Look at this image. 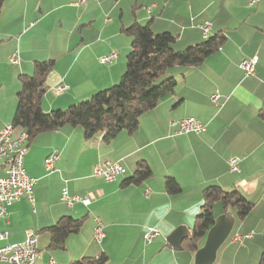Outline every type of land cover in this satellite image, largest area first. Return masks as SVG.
<instances>
[{"label": "crops", "instance_id": "crops-1", "mask_svg": "<svg viewBox=\"0 0 264 264\" xmlns=\"http://www.w3.org/2000/svg\"><path fill=\"white\" fill-rule=\"evenodd\" d=\"M3 0L0 9V130L10 123L20 88L19 74H31L34 61L53 59L47 89L41 98L44 111L85 100L119 81L125 71L131 38L122 28L148 23L153 33L175 35L173 49L181 50L205 38L224 34L220 47L200 65L175 66L167 75L176 79L164 95L139 118L137 128L119 132L110 141L99 134L85 141L82 129L64 125L41 132L27 141L23 159L35 178L32 197L7 207L8 221L0 215V246L22 242L27 230L38 232L39 257L35 264H70L82 256L107 257L105 264H194V253L174 250L166 236L183 225L189 233L202 203V189L216 184L234 186L253 203L249 214L234 217L228 240L211 264H258L264 251V0ZM18 49L19 65H10ZM112 50L117 58L101 65L98 58ZM257 56L253 75L240 67L244 58ZM67 88L58 92L57 86ZM218 94L216 102L210 96ZM192 116L205 124L200 134H175L171 121ZM56 152L48 172L44 159ZM237 158L238 171L229 168ZM145 160L152 175L140 184L122 186L138 160ZM102 160L120 161L124 171L113 181L93 174ZM4 169L0 167V176ZM173 177L180 192L170 194L166 177ZM89 197L91 203L67 206L61 190ZM147 189V197L142 189ZM213 205L214 216L226 213ZM170 205V208L167 206ZM198 205L193 216L189 210ZM63 215L83 218L76 233L66 237L64 249L49 247L45 229ZM94 216L103 223L100 242L92 237ZM158 229L146 244L148 227ZM252 235L233 242L234 234ZM204 239L199 242V247ZM182 245V243H181ZM0 264H8L0 261Z\"/></svg>", "mask_w": 264, "mask_h": 264}, {"label": "trees", "instance_id": "trees-1", "mask_svg": "<svg viewBox=\"0 0 264 264\" xmlns=\"http://www.w3.org/2000/svg\"><path fill=\"white\" fill-rule=\"evenodd\" d=\"M2 3L3 0H0V9ZM122 31L131 38V42L126 54L125 71L119 81L66 108L44 111L41 107V98L47 89L46 79L54 65L53 59L34 61L31 74H19L20 88L11 120L14 128L25 130L28 141L41 132L55 131L66 124L80 127L85 141L95 139L100 134L101 139L107 142L121 131L131 133L137 128L143 113L153 108L164 95L174 91L176 79L167 75L171 68L200 65L224 41V34L217 32L199 43L175 50L172 44L176 36L170 32L153 33L148 23L133 22ZM151 175L150 166L141 159L121 185H137ZM165 188L170 194L180 192V185L170 176L165 179ZM216 202L221 203L226 213L234 208L239 219L246 217L253 207V203L236 186L230 190L216 184L204 187L200 211L195 216L189 236L182 241L185 249L194 253L199 247V242L214 223L213 205ZM82 221L81 217L63 215L47 226L49 247L64 249L66 237L76 233ZM106 261V255L101 253L97 257L82 256L70 264H105ZM258 264H264V251Z\"/></svg>", "mask_w": 264, "mask_h": 264}, {"label": "built area", "instance_id": "built-area-1", "mask_svg": "<svg viewBox=\"0 0 264 264\" xmlns=\"http://www.w3.org/2000/svg\"><path fill=\"white\" fill-rule=\"evenodd\" d=\"M86 0H74V5H81ZM255 0H251L253 4ZM203 33L206 37V32L209 29V23H204L201 26ZM117 58V52L112 50L97 60L101 65L113 62ZM20 57L18 49H14L9 57L8 62L10 65H19ZM257 63V56L244 58L240 62V67L244 70L246 76L253 75L255 65ZM66 85L61 84L57 86L58 92L64 91ZM212 102H216L218 94L213 93L210 96ZM175 126V134L195 133L200 134L205 131V124L200 120L192 117L185 116L179 120L171 121ZM28 141V134L25 130H17L12 123L5 124L0 130V167L4 169V175L0 176V215L8 221L7 207L13 201L21 198H26L29 201L33 200L32 189L36 181L35 178L30 177L24 168V155ZM56 152L50 154L44 159L45 169L50 172L53 170V164L58 159ZM237 158L230 157L228 160L230 171H238ZM124 171L123 165L120 161L102 160L96 163L93 167V174L102 177L105 181H113ZM143 195L147 197L148 190L142 189ZM61 200L69 207L77 202L85 205L91 203L89 197H81L78 195H70L66 188L61 190ZM94 226L92 231L93 239L100 241L104 236L103 223L98 216H94ZM158 234L155 227H148L144 234V242L150 243L153 238ZM6 232L0 233V239L6 238ZM251 233L234 234L231 237L233 242H242L245 238L250 237ZM39 257L38 250V232L34 230H27L25 238L22 242L14 244H6L0 246V261H6L8 264H35ZM49 264H54V260L50 259Z\"/></svg>", "mask_w": 264, "mask_h": 264}, {"label": "water", "instance_id": "water-1", "mask_svg": "<svg viewBox=\"0 0 264 264\" xmlns=\"http://www.w3.org/2000/svg\"><path fill=\"white\" fill-rule=\"evenodd\" d=\"M233 223L234 217L229 213L215 217L213 225L205 235L203 244L194 253V264H211L215 260L216 251L229 235ZM189 234L185 226L179 225L166 236V241L174 250H180L182 241Z\"/></svg>", "mask_w": 264, "mask_h": 264}, {"label": "clouds", "instance_id": "clouds-1", "mask_svg": "<svg viewBox=\"0 0 264 264\" xmlns=\"http://www.w3.org/2000/svg\"><path fill=\"white\" fill-rule=\"evenodd\" d=\"M168 208H170V205L167 206ZM190 212L191 215H195L198 211H199V206L198 205H193L191 206V208L189 210H187Z\"/></svg>", "mask_w": 264, "mask_h": 264}, {"label": "rangeland", "instance_id": "rangeland-1", "mask_svg": "<svg viewBox=\"0 0 264 264\" xmlns=\"http://www.w3.org/2000/svg\"><path fill=\"white\" fill-rule=\"evenodd\" d=\"M183 49H185V48H183ZM244 74H245V73H244ZM116 83H117V82H116ZM216 205H217L219 208H221V209H222V205H221V203H220V202H217V204H216ZM231 210H232V212H233V213H235V214H236V212H235V209H234V208H231ZM216 216H217V215H216ZM216 216H215V217H216ZM157 230H158V229H157ZM232 230H234V228H233ZM146 231H147V230H146ZM144 234H145V233H144ZM92 237H93V236H92ZM102 238H103V237H102ZM102 238H101V239H102ZM228 238H229V237H227V238L225 239V241H227V240H228ZM101 239H100V241H101ZM153 239H154V238H153ZM95 241H96V240H95ZM100 241H99V242H100ZM225 241H224V242H225ZM96 242H98V241H96Z\"/></svg>", "mask_w": 264, "mask_h": 264}]
</instances>
